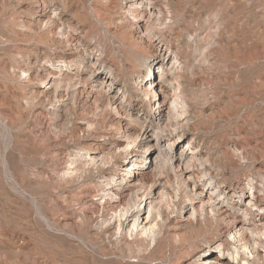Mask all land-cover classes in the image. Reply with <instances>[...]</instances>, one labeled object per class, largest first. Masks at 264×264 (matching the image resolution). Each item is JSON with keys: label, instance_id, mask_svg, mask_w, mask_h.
<instances>
[{"label": "rangeland", "instance_id": "rangeland-1", "mask_svg": "<svg viewBox=\"0 0 264 264\" xmlns=\"http://www.w3.org/2000/svg\"><path fill=\"white\" fill-rule=\"evenodd\" d=\"M139 2L0 0V264H192L215 251L213 225L192 220L201 201L177 162L155 168L160 152L189 145L168 134L163 96L187 106V134L228 192L224 205L251 190L264 206V0H148L165 17L157 38ZM158 45L180 53L174 88L149 70ZM99 73L115 86L94 83ZM107 90L123 104L113 106ZM144 127L164 133L137 154L127 145ZM94 156L96 166L83 165ZM121 179L125 196L104 197ZM150 187L154 198L167 192L166 238L144 257L142 242L117 243L99 226L114 202ZM227 230L221 224L214 244Z\"/></svg>", "mask_w": 264, "mask_h": 264}, {"label": "bare ground", "instance_id": "bare-ground-1", "mask_svg": "<svg viewBox=\"0 0 264 264\" xmlns=\"http://www.w3.org/2000/svg\"><path fill=\"white\" fill-rule=\"evenodd\" d=\"M147 1L140 0L135 5L139 8L140 20L145 25L148 22L155 23V29L150 36L157 38L165 17L162 12L158 11L156 13L153 9L149 8ZM136 18L138 19V16ZM69 32L70 27L62 29V33L64 34H69ZM176 50L173 52L163 46H156L155 56H157V59L156 61H152L149 66V70H152V68L153 70L156 68L160 70L159 79L171 88L175 87V83L172 80L173 77L182 70L179 68L181 66L179 59L180 53ZM88 58L89 61H92L94 56L91 54ZM93 82L101 87L106 85L110 87L115 86L114 78L106 73L96 75ZM144 85L147 87L145 89H152L155 81L151 77ZM117 91L120 92L121 89ZM106 93L113 106L119 107L123 104V100L119 99L113 93H109L108 90ZM156 104L158 106L168 107V115H170L171 119L167 127L168 134L174 135L176 140L189 138V145L177 154H174L171 149L167 148L164 151L166 152L165 159L164 153L160 152L156 158L158 162L155 168L160 169L166 167L171 161L172 163L177 162V167L181 177L185 180V185L194 194L196 193L195 195L201 201L199 211H193L192 213V220L194 222H209L214 228L213 233H211V240L208 242V248H213L215 251L208 250L206 253L196 254L192 264H264V213L263 215H259L257 219L253 213V209L255 208L258 211H264L261 198L250 190L249 195L244 201L236 204L232 203L233 201H229L228 203L230 205H224V202L230 198L228 192L217 182V174L206 164V161H204L199 153V147H194V144L197 142L195 136H189L187 134L190 128L185 103L181 101L179 96H163L162 99L156 101ZM160 133H164L161 128L155 131L151 127H144L141 133L136 136L135 142L133 144L129 142L127 146L132 145L133 152H138L137 154H139V152H143L150 147L152 141H155V146H157V138L160 137ZM84 162L94 166L98 164L97 157L95 156L89 158V160L85 158L84 161L83 159V165ZM133 165L134 162L132 163ZM132 166H127L125 171L130 172V167ZM76 168L73 170V173H77L78 170ZM192 179H194V182H192ZM200 182L202 183L201 187L198 186ZM113 183H117V180ZM106 186H111V184L108 182ZM113 187L111 186L105 190L104 197L125 196L124 191L126 187L122 185V179L118 188L119 191H114ZM130 187H127L128 190ZM166 193V190H162L154 198L155 193L152 191V187L143 188L135 193L134 198L126 205L114 202L113 209L111 210L112 214L110 217L102 219L99 229H106L107 237H113L117 243L129 242L135 244L142 242V256L147 257L151 255V248L154 247L155 249L163 241L162 239L166 238V235L164 233L162 234V229L159 225L162 210L167 203ZM243 193L244 189L241 187L239 194L242 195ZM231 198L234 199L233 196ZM109 203L107 202L106 204ZM102 210H105V208L103 207ZM236 223H240L239 225L237 224L238 228L235 227ZM221 224L226 225L228 229L227 235L223 242L216 245L214 244L215 238H218L220 234ZM215 232L216 234H214ZM178 241L175 240V243H178Z\"/></svg>", "mask_w": 264, "mask_h": 264}]
</instances>
